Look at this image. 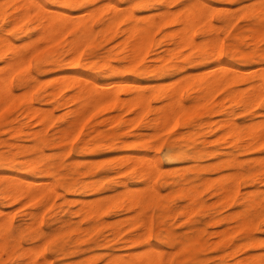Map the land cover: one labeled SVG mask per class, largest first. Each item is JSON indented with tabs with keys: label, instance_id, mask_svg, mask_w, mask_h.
I'll return each mask as SVG.
<instances>
[{
	"label": "rangeland",
	"instance_id": "rangeland-1",
	"mask_svg": "<svg viewBox=\"0 0 264 264\" xmlns=\"http://www.w3.org/2000/svg\"><path fill=\"white\" fill-rule=\"evenodd\" d=\"M189 3L190 0L149 2L144 8L135 9V12L138 14H149L150 12H159L167 8L174 12H179L180 6ZM49 4L54 8H60V5L56 3ZM120 4L125 7L130 5V2H121ZM202 4L205 5L204 15L208 14L211 25L209 31L202 29L208 26L207 19L197 25L195 31L196 41H208L213 36L216 37V40L220 39L219 41L223 44L221 63H229L237 68H249L248 70L255 68L252 71L253 81H255L254 79H257V74L260 72L258 67L264 66V57L256 55L264 50V3H262V0H211L210 3L208 0H203ZM14 5V2H8L7 10L11 11ZM84 5L67 9V11L71 14L74 13L73 15H81L85 9ZM178 25L180 24L172 22L167 26L162 25L157 31L154 45L145 60V63L159 67L155 72L139 73L128 71L122 75V78L126 80L136 79L143 85V89L147 93H151L149 106L141 114L139 120L126 121L120 124L112 123L109 117L117 111L106 109L104 106L93 107L90 117L84 121L78 134L61 137L60 131L66 122L60 118V115L67 110V107L58 106V108V103L55 99L45 100V88L33 91L35 104L51 107L56 115V117L46 123L45 127L34 119H27L22 101L18 102L16 100L2 111L0 116V152H8L6 143L10 141L23 142L24 144L33 143L35 135H31L30 131L40 130L37 137L40 138V143L44 150L47 151L45 153L50 154L47 160L60 161L59 172L61 176H55L57 181L71 184L78 175L74 171L67 169L70 159L77 154L82 146L86 144L94 146L91 153L80 157L94 160L95 164L92 166L91 171L85 173L84 176L79 175L78 178L87 180L97 178L100 189H87L83 193H73L70 190L65 191L60 188L64 195L57 196L54 199L56 202H53L43 214V230L48 233L58 229L67 219L76 222L80 221L82 217L74 213V210L79 207V202L74 200L76 197L92 199L94 197H105L104 195L110 196L117 194L119 191H125L126 185L130 187L129 189H139L136 191L137 193L146 191L150 181L148 183L147 179L138 177L140 173L133 174L132 172L124 171V166L116 165L117 156H120V154H145L150 157L149 159L153 157V161H157L156 163L160 167V171L154 177V186L157 192L150 201L146 211L148 213L145 215L140 213L139 206L117 209L114 205H111L104 212L103 217L106 218H104L105 222H107L106 224L100 225L89 232L79 233L73 229L59 232L54 240H50L45 244V254L51 259V264H111L112 262L109 258L113 254L123 258H130L140 255L139 253L141 252L139 251L135 255V250L141 249L143 254H145L147 247L150 249V254L154 250L157 251V249V252L162 251L164 254L163 262L168 261L170 264L172 260V264L173 262L174 264H231V262L233 264H241L239 263L241 259L251 254L259 253V249L264 246V215L256 219L257 224L252 226L250 230V227L248 229L242 228L239 223L241 214L245 213L250 203L248 200L250 191L259 189V197L264 196V163L261 162V158H264V147L248 150L241 144L243 143L241 140L248 139L244 138L246 134L244 125L264 118L259 113L262 111V107H255L251 111L248 109V105L242 102L238 103L233 98L239 90H246L248 86L250 87L253 81L238 79L232 85L222 82L219 85L210 87V89L207 88L205 86L206 81L209 80L208 78H212V74L216 71L215 68L218 67L215 63H221H218L209 55V46L205 47L206 51L204 53H200L188 45L178 43V38L165 39L164 35L171 30L178 29L180 27ZM116 40L97 39L94 46L90 49V53H85L84 56L96 55L115 43ZM61 43L57 42L53 47L56 48ZM230 48L235 49V53H231ZM255 51L257 53L252 55ZM64 58L65 55L61 51H56V61L37 62L34 58L31 61V68L40 67L43 70L40 74L41 78L55 77L61 67L59 63ZM177 65H183V67L177 69ZM211 66H215V70ZM87 72L100 76L94 69H88ZM207 73L208 75H206ZM193 76H195L196 80L193 79ZM14 77L15 91L21 93L24 89L16 84L18 73ZM119 78L120 76L115 75L111 76L110 79ZM186 78L190 79L188 85L183 83ZM178 84L183 86L182 89H179L181 86ZM201 84L203 88L199 89ZM176 85L177 87L179 86L178 89L180 91ZM130 89L132 91L134 87ZM178 91L180 104L184 103L182 105L184 109L177 115V118L170 126L156 125L155 122L159 121L162 109L174 102V99L171 100L173 93ZM126 92L122 93L123 97L130 96V92ZM128 109L125 108L122 111L124 118L134 117L137 111H133L134 108H131L132 110ZM187 114L190 115L186 124ZM16 116L18 117L15 118ZM103 119L106 120L103 121ZM15 120H18V122ZM229 120L230 122H228ZM231 120H235L242 125L243 138L241 137V140L236 141L234 133L231 134V127L233 126ZM101 121L103 122L101 123ZM18 123L21 124L22 130L14 134L11 131L12 125ZM96 125L99 126L100 131L92 132L91 130ZM163 126H166V128L164 129ZM112 128L116 131L115 139H113L115 142L114 147H110L107 144L110 139L108 132ZM89 132L91 135L88 136ZM219 135L222 137H219ZM129 142L130 145H128ZM67 150H69V154L61 161L60 154ZM231 157L235 160L229 164L226 160ZM152 159L150 162H153ZM142 160L145 161L148 158H143ZM4 161L0 162L2 171L6 170ZM14 167L18 168L19 164L15 162ZM241 171L246 172L247 177L240 175ZM27 175L31 176L32 174L27 173ZM253 175H256V181L251 179ZM219 176L220 178H218ZM238 176L239 178L237 179ZM235 178L237 179V185L236 182L232 181ZM230 184L235 189L233 188V190L229 191V196H231L229 199L227 198L228 192H225L220 187L222 185L230 186ZM31 205L28 204L26 207H31ZM5 208L7 210L16 208V205H7ZM24 209V206L16 209L15 227L20 223V213ZM148 217L150 218L152 229H154V231L151 230L152 235L150 233V238L147 241L132 243L130 238L141 232L145 218ZM92 223L93 220L91 219L82 221L84 226ZM116 224L119 227L118 231ZM159 226H162L163 230L158 236L156 231ZM229 230L230 232H228ZM224 231L227 233L225 234ZM254 236L257 238H254ZM250 237L259 240V242L261 239L260 244L255 247H243V243ZM22 241L24 245H29L37 244L40 240L39 238H30L29 233L26 232L22 235ZM54 242L58 244V247L52 249ZM144 247H146L145 252L143 251ZM167 251L169 253H166ZM119 252H122V254ZM1 258L6 260L7 263L11 259L6 253H3ZM14 261L12 264H18L19 262L17 259Z\"/></svg>",
	"mask_w": 264,
	"mask_h": 264
},
{
	"label": "bare ground",
	"instance_id": "bare-ground-1",
	"mask_svg": "<svg viewBox=\"0 0 264 264\" xmlns=\"http://www.w3.org/2000/svg\"><path fill=\"white\" fill-rule=\"evenodd\" d=\"M166 1L167 0H44V4L40 5L39 0H0V116L5 107L10 103L16 100L18 102L22 101L27 119H34L45 127L46 123L56 117V115L51 107L35 104L33 95L34 90L45 88V100L55 99L58 103L57 107H67V110L60 115V118L66 122L65 126L61 128V137L78 134L84 121L90 117L93 107L97 108L98 106H104L106 109L109 108L117 111L109 117V120H111L112 123L120 124L126 121L133 122L139 120L141 114H143L145 109L149 106L151 93H147L143 89V85L136 79L126 80L122 78V75L128 71L139 73L155 72L159 68L156 65L145 63V60L149 56L150 49L154 45L153 43L156 40L157 31L162 25L167 26L172 22L179 23L180 25L178 26L180 27L176 30L174 29L167 32L165 35L163 34L165 39L178 38V43H181V45H188L200 53H204L206 51L205 47L209 46V55L218 61V63H221L223 44L219 41L220 39L216 40V37L213 35L211 40L208 41L197 42L195 39L197 25L202 23L205 19L208 21V26H206V28H201L205 29L204 31H209L211 25L207 16L208 14L204 15L205 5L202 4L203 0H199L198 4L197 0H190L189 4L180 6L181 8L178 9L179 12H174L167 8L165 10L162 9L163 11L159 12H150L151 14H138L135 12V9H132V5L134 4L140 3L147 6L149 2ZM8 2L15 3L11 11H8L6 8ZM121 2H130V5L126 4L127 6L123 7L120 4ZM49 3H56L60 5V8H54ZM69 3H74L77 7H82L84 3H86V5H84V12L82 11L83 13L81 15H73L74 13L71 14L61 7L62 5ZM225 36L227 35L225 34ZM104 38L108 41L117 40L96 55L84 56L85 53H90L89 51L94 46L97 39ZM57 42L62 43L54 48L53 46ZM229 50L231 53H235L236 51L233 48H230ZM56 51H61L62 54L65 55L63 61L59 63V65H61L59 73L55 77L52 76L47 79L41 78L40 74L43 70L38 66L36 69H32V59L35 58L37 62H54L56 61ZM256 53L257 52L255 51L252 55H255ZM256 55L264 57V50L258 52ZM215 64L216 66L218 65V67L215 68V66H211L213 69L215 68L216 71L214 74L211 72L212 78H208L209 80H207L205 84L209 89L222 82L232 85L237 82L238 79L253 81L252 71H254L255 68H251L253 70H248L249 68L233 67L229 63ZM182 67L183 65L176 66L177 69ZM211 67L210 69H212ZM259 67L258 70H260V72L257 74V79H254L255 81L251 82L252 84L250 87L248 86L246 90H239L233 98L236 99L238 103L242 102L243 104L248 105V109L251 111H253L255 107L261 106L262 111L259 113L264 116V66ZM88 69L96 70L100 76L94 73H88ZM17 73L18 78L16 84L24 89L21 93L19 92L20 94L16 92L14 88V75ZM200 73L202 72L200 71ZM208 73L206 75H208ZM185 74L187 75V73ZM115 75L120 76V78L111 80V76ZM194 77L195 76H193V79H195ZM179 80L181 79L179 78ZM189 80L190 79L186 78L185 81H182L184 85H188ZM143 84L145 85V83ZM127 86L129 88H125ZM179 86L177 87L176 85L177 89ZM131 87H134L132 91H130ZM182 87L183 86L179 89H182ZM200 88H203L202 84L199 86V89ZM126 91L130 92V96L123 97L122 93ZM179 91L173 93L174 95L171 100L174 99V102L170 103V101V104H167L168 107L162 109L159 121L155 122L156 125L170 126L177 118V115L184 109L182 106L184 103L180 104ZM130 107L134 108L133 111H137V114L135 113V116L133 115L134 117L124 118L122 112L123 109L129 108L128 110H132ZM189 115L190 114L186 115V124ZM17 117L18 116L15 118ZM104 120L106 119H103V121ZM103 121H101V123ZM16 122H18V120ZM228 122H230V120ZM231 124L233 125L231 127V134L234 133L236 141L241 140V137L243 138L242 125L238 124L235 120H231ZM163 128L165 129L166 126H163ZM244 129L246 132V134L244 133V138H248L246 140H241L243 142L241 144L244 148L249 150L264 147V118L248 122L244 125ZM21 130L22 126L20 123L12 125V133L16 134ZM91 131H100L99 126H94ZM39 132L40 130L30 131L31 135H35V141L33 143L24 144L23 142L10 141L6 143L8 152H0V162L5 160L4 162L6 163V170L2 171L0 169V264H12L15 259L19 261L18 264H51V259L45 254V244L50 240H54L59 232L70 229L76 230L79 233L89 232L92 229L98 228L100 225L106 224L107 222L104 220L105 217H103L105 214L104 212L111 205H114L117 209L139 206L140 213H144L145 215L148 213L146 211L150 205V201L154 198L157 192L154 186V177L160 171L159 164L156 163L157 161L154 162V158L151 157V159L153 158V162H150V157H147L145 154H120V156H117L116 165L118 164L121 167L124 166V171H129L133 174L140 173L138 177L140 176L147 179L148 183L150 181L149 186L147 187L146 185V191L144 190V193H137L136 191L139 189H129L130 187L126 185L127 188L125 191H119L117 194L115 193L110 196H96L97 198L94 197L92 199L76 197L74 200L79 202V207L74 210V213H77L82 217L80 221L76 222L67 219L62 225H60V227H58V229L52 230L49 233L44 231V211L48 209L53 202H56L54 199L57 196L61 194L64 195L63 191H60V188L65 191L70 190L73 193H83L87 189H100V184L98 183L97 178L90 180L78 178L79 175L84 176L85 173L91 171L92 166L95 164L94 160L83 159L80 157L93 151L94 146L88 144L82 146L68 163L67 169L69 171H74L78 175L77 178L75 177L71 184L68 182L65 184L63 181H57L55 176H61V173L59 172L60 161L54 162L47 160V157H50V154L45 153L46 150H44L40 143V138L37 137ZM108 133L110 139L107 144L110 147H114L115 142L113 139H115L116 131L112 128ZM89 135H91L90 132L88 133V136ZM219 137L222 136L219 135ZM79 142L81 143V141ZM128 145H130V142ZM68 154L69 150L62 152L60 154V160L62 161V159ZM143 156L147 157L148 160L143 161V158L147 159ZM261 159V162L264 163V158ZM234 160L235 159L231 157L226 161L231 164ZM15 162L19 164L18 168L14 167ZM241 172L239 173L240 175L247 177L246 172ZM27 173H31L32 175H27ZM255 176L256 175L251 176L253 181L257 180V177ZM218 178H220V176ZM238 178L239 176L237 179ZM237 179H232L234 183L236 182V185ZM220 188L225 192H228L227 198L230 199L231 196H229V191L233 190V185H222ZM248 200L250 203L245 210V213L241 214L239 223L242 228L248 229L250 227V230L252 226L257 224L256 219L259 216L264 215V196L259 197V189L252 190L250 191ZM28 204H32L31 207H26ZM7 205H16V208H9L7 210L5 208ZM17 206H24L25 209L20 213V223L15 227V212L18 208ZM88 219L93 220V223L84 226L82 221ZM116 228L118 231L119 227L117 224ZM151 230L154 231V229H152L150 218H145V223L143 224L141 232L136 236H132L130 241L132 243L147 241L150 238ZM162 230L163 227L159 226L156 231L158 236L162 233ZM26 232L29 233L30 238H39L40 241H38L37 244L24 245L22 235ZM228 232H230V230ZM224 233L226 234L227 232L224 231ZM256 236L258 237V235ZM256 236H254V238H257ZM254 238L250 237L246 239L243 243V247L258 246L261 239L259 242V240ZM148 243L150 242L148 241ZM57 247L58 244L54 242L51 248L53 249ZM145 248L146 247L143 249L144 252L147 250L145 254H143L141 249L135 250V255L138 251L141 252L139 253V256L136 255L130 258H123L119 257L117 254V256L113 254L112 257L109 256L111 258H107L112 262L111 264L115 262V264H170L168 261L163 262L164 254L162 251L157 252V249V251L154 250V252L150 254V249L147 247L145 250ZM3 253L10 256L11 259L9 260V263L1 258ZM119 253L122 254V252ZM166 253L169 252L167 251ZM186 254H188V252H186ZM262 257H264V253L261 252L251 254L248 257L241 259L239 263L264 264V259H262ZM76 259L78 258L76 257ZM231 264L233 263L231 262Z\"/></svg>",
	"mask_w": 264,
	"mask_h": 264
},
{
	"label": "snow or ice",
	"instance_id": "snow-or-ice-1",
	"mask_svg": "<svg viewBox=\"0 0 264 264\" xmlns=\"http://www.w3.org/2000/svg\"><path fill=\"white\" fill-rule=\"evenodd\" d=\"M208 2L210 3L211 0H208ZM198 3H199V0H197V4H198ZM262 3H264V0H262ZM39 4H40V5H43V4H44V0H39ZM61 7H63L65 10H67V9H70V8L77 7V5L74 4V3H69V4L62 5ZM144 7H146V5H144V4H134V5H132V9H133V10H134V9H137V8H144ZM259 251H260L261 253H264V246H262V247L259 249ZM262 259H264V257H262Z\"/></svg>",
	"mask_w": 264,
	"mask_h": 264
}]
</instances>
